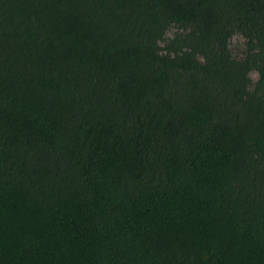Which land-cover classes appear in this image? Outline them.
Masks as SVG:
<instances>
[{"label": "trees", "instance_id": "obj_1", "mask_svg": "<svg viewBox=\"0 0 264 264\" xmlns=\"http://www.w3.org/2000/svg\"><path fill=\"white\" fill-rule=\"evenodd\" d=\"M0 264H264V0H0Z\"/></svg>", "mask_w": 264, "mask_h": 264}, {"label": "rangeland", "instance_id": "obj_2", "mask_svg": "<svg viewBox=\"0 0 264 264\" xmlns=\"http://www.w3.org/2000/svg\"><path fill=\"white\" fill-rule=\"evenodd\" d=\"M237 43H240V42H236V43L234 44L233 50H232V49H231V50H232V52H233L234 54L239 55V54H242V53L244 52L245 49H244L242 43H240L239 45H238ZM249 77H250L251 79L255 80L256 75H255V73H250V74H249Z\"/></svg>", "mask_w": 264, "mask_h": 264}]
</instances>
